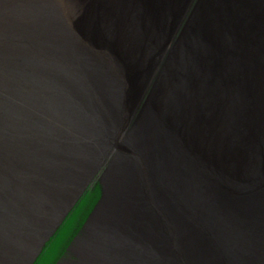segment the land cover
Masks as SVG:
<instances>
[{
  "label": "bare ground",
  "instance_id": "obj_1",
  "mask_svg": "<svg viewBox=\"0 0 264 264\" xmlns=\"http://www.w3.org/2000/svg\"><path fill=\"white\" fill-rule=\"evenodd\" d=\"M130 1L107 0V10L105 0L100 8H82L79 0H0V264L12 262L8 243L18 237V219L31 228L67 203L77 186L73 147L84 145L101 155L96 170L89 162L82 168L88 182L106 194L123 178L128 187L121 188L144 212L132 207L117 226L120 212L108 206L113 200L120 208L121 200L99 197L84 221L102 205L93 229L72 240L77 263L264 264V147L253 144L255 119L246 113L248 122L235 120L245 107L227 103L237 71L248 73L234 54L246 44L264 47V2L219 0L207 8L196 0L188 23L196 22L178 30L187 0ZM60 8L75 17L65 26ZM86 8L101 16L83 19ZM157 23L169 28L158 34L168 45L152 55L150 42L141 45L135 34L139 27L151 33ZM231 33L226 50L236 61L228 66L217 52ZM211 61L218 69L209 75L220 78L214 91L203 89L200 68ZM260 76L264 84V71ZM132 125L146 142H134L133 129L126 131ZM109 144L119 157L105 152ZM136 148L141 159L129 165L126 154ZM112 158L114 173L105 179ZM157 213L160 222L141 227ZM91 248L105 254L95 258Z\"/></svg>",
  "mask_w": 264,
  "mask_h": 264
},
{
  "label": "rangeland",
  "instance_id": "obj_2",
  "mask_svg": "<svg viewBox=\"0 0 264 264\" xmlns=\"http://www.w3.org/2000/svg\"><path fill=\"white\" fill-rule=\"evenodd\" d=\"M80 1L84 2V3L79 4L80 7H82V8H83V4H85V3L87 4V6H95L98 8L102 7V6H100L99 0H93V1L79 0L78 3H80ZM132 1H134V0L130 1V5H131ZM177 1L178 0H176L175 3H177ZM195 1L196 0H192L189 4V2L187 0L186 6L184 8V10L186 9L185 17H183V20L179 24L178 30L181 28V26H182V28L185 27V28L189 29L196 22V18L194 17L192 22L188 23V19H189L188 16L191 15V14H189V11H190V9H192V11H193V9H194L193 7L196 5ZM249 1L252 2L253 0H249ZM258 1L259 2H256V3L264 2V0H258ZM105 2H106L105 8H107V10H109L113 4L108 3L107 0H105ZM117 2H118V0H117ZM218 2H219V0H206L205 4H206L207 8L212 7V6L218 7V5H219ZM172 3H174V0H172ZM261 5L262 4H260V7H261ZM199 8H201V7H199ZM60 10H61L62 26L66 25V21H70L71 19L75 18L73 15L69 16L67 14V12L62 10V8H60ZM90 10L91 9L88 8L87 12L85 11L87 15L83 19H92V18H98L99 16H101V15H90V13H91ZM134 11H135V8H134ZM215 12H216V10H215ZM195 15H197V14H195ZM203 22H204L203 24H206L204 20H203ZM254 25L256 27L259 26L258 23H255ZM163 26H164L163 24L159 25V23H157L156 28L155 27L150 28L151 33H148V34L143 33L142 30L145 28L144 26H143L144 28L139 27L138 33L135 34V37H137V39L142 38L141 39L142 40L141 45H143V42H145V44H146L147 40L150 42V44H148V45L149 46L151 45L150 49H152L151 50L153 52L152 55L157 53V52H160L161 49H163L165 46L168 45L165 42H161L160 38H158V34L161 36V34L159 33L160 30L163 31L164 33H167L169 30V28L167 27V31H166ZM138 34L140 35L141 38L138 37ZM175 36H176V34H175ZM164 38H166V37H164ZM242 38L244 39V37L241 35L240 40ZM228 39L234 40V34L231 33L230 36H227L226 38L221 39V41L218 43L219 45L223 46L221 48V50H219L217 52L218 61L220 63H222V62L226 63L228 66H230V65H232L233 62L236 61V59L233 60L234 56H236V57H238L237 59L239 61V63H238L239 66H241V68L245 67L247 69L248 73L243 74V73H240V71H237V74H236L237 78L235 79L236 83L233 85V89L229 88L230 90L228 91L227 103L229 104L230 103L229 98H232L234 105L238 104L240 106L245 107L246 111L243 112L242 117L239 119H235V120L240 121L241 123L248 122L247 119H244V116L246 115V113L251 118L255 119L257 125L256 124H250L251 130L253 131V132L251 131V133L253 135V144L256 147H258V146L264 147V94L262 95V91H261L262 90L261 88H263L261 85H264V84L260 83V82H262L260 75H261L262 71H264V52H263L264 47H263V49H259V48L252 47L251 45L245 43L246 46L242 47L241 54H236V55L234 54V56H233L230 53V51L228 52V50H226V48L228 46L227 44H229V43H226L228 41ZM242 43L243 42L238 43V44H242ZM149 46L146 47L147 49L145 51H149V49H148ZM166 49L167 48L165 47L164 50H166ZM164 50L161 52L162 55L164 53ZM209 52L214 54L215 53V47L209 46ZM148 53H147V55L142 56V58L145 61H146V58L148 56ZM200 68H201V74H202V78H203V83H202L203 89L214 91V87H215L214 82H219L220 78H218L217 75L210 76L209 71L216 73V71L218 69L217 64L215 62L211 61V62L203 64V66L201 64ZM238 76L242 77V80H240V84H238ZM224 87L228 88L227 86H224ZM231 93H233V95H231ZM95 187H97V189L100 190V186L96 183V181H94L92 179L91 182L88 183V186L85 188V192H87L89 190H93V188H95ZM95 196H93L89 193L88 195L83 196V197L81 196L78 199L77 204H75V206L68 212L69 213L68 217L66 219H64L62 224L58 227V230L53 234L54 238L49 240L48 244H46L47 242L45 243L46 244L45 247H43V249L38 254V256H36L37 258L33 262V264H80V263H77L76 261H74V259L76 260V256L74 255L75 250H74V248H72V245H73L72 240L74 237H77L80 234V229L84 225V223H85L84 221L87 218L88 214H90V210L92 209L94 204L97 202L98 198L100 197V193H99L98 198L97 197L95 198ZM95 199H96V201H95ZM64 253H65V255H63Z\"/></svg>",
  "mask_w": 264,
  "mask_h": 264
},
{
  "label": "water",
  "instance_id": "obj_3",
  "mask_svg": "<svg viewBox=\"0 0 264 264\" xmlns=\"http://www.w3.org/2000/svg\"><path fill=\"white\" fill-rule=\"evenodd\" d=\"M134 128V126L132 125L131 127H129V129H127L126 131L129 132L130 130H132ZM113 131L108 132L109 133H115L114 130ZM136 130V132L140 131ZM147 134H149L148 129H143ZM133 140L135 143L138 144V142H146V138L145 139H138L137 135H135L134 129H133ZM105 139L108 141H112L114 139V135H105ZM96 141V139H94ZM132 145V144H130ZM114 147V146H113ZM110 146V144L108 146L103 147V149L105 150L106 153L110 152L113 153V155H111L112 157L114 156V153L117 157H119L120 151L117 152H113L112 148ZM74 159H75V169H76V180H77V186H75L73 188V193H70L68 195L67 199V203L64 204L63 207H61L57 212H55V214L49 215V216H44L43 218H41V220L39 221L40 225H37V223L35 224L36 226L29 228V226L25 225L26 222L24 220L18 219V226L20 227V230L16 233L18 237H16L15 239H13L11 242L8 243V246L12 249L11 252L13 251L14 257L12 259L11 264H33V262L36 260V256H38V254L41 252V250L43 249L44 245L46 242H48V240L54 236L53 234L58 230V227L62 224V222L64 221V219L68 216V212L75 206V204L78 202V199L83 195V193L85 192V188L88 186V179L90 178L88 175L90 174H85L83 173V169L85 166H87V163L89 162L90 168L93 169H97L98 166L101 164L98 161V158H101V155L99 154L98 157L94 156L93 154L95 152H97V150H92L88 147H86L84 145V147H78V146H74ZM146 148V147H145ZM88 149L91 151L90 153H88ZM114 150V149H113ZM137 150V148L135 150H131L127 152L126 154V162H130L128 163L129 165L132 164V162L137 161L138 159H141V156L139 155L140 151L135 152ZM114 158V157H113ZM113 158L110 159V163L107 166L106 169L109 170H104L102 172L103 174V178H109L110 177V171L111 173H114V170H111V165L113 163ZM97 160V161H96ZM96 161L95 163H92ZM121 161V159L119 160V162ZM114 182H116L119 186L113 185L110 188V192H107L105 194V192L101 189V194H100V198H103V196L107 195L110 200L111 197L113 196L114 198H119L121 200V207L119 208V205H115L112 204L108 206V208L113 209V211L115 212L116 210L119 211L120 213L118 214V221L119 224H117V226H124V223H126L124 220L126 219V215L127 213H130V209L133 207L134 209L138 210L140 209L142 212H144V209L142 208V205L139 204V207L137 208L135 205L136 203H133L132 200H135L133 197L131 199H128V194L126 193L125 189V185L128 187V182H124L123 183V178L120 180H114ZM101 184V183H100ZM124 185V189L121 188ZM102 187V185H100ZM113 187L116 189H114V193H113ZM131 196V195H129ZM141 195H134V197H139ZM124 199L127 200V205L124 207ZM101 200V199H99ZM99 202V201H98ZM131 203V204H130ZM102 208V205L98 204L97 207V211L95 214H93V217L90 219V221H86L84 223V225L82 226V230L80 229V232L82 233V236L86 237L87 234L89 235V231L90 229H93V224H94V217L97 214L98 210L100 211V209ZM146 212V211H145ZM29 215L30 211L28 212ZM164 215V214H163ZM155 218H151L149 219L148 216H145L142 221H141V227L143 226V224L145 223L146 220H150L151 222L157 221L160 222V217L158 215V213L156 215H154ZM157 218V219H156ZM124 222V223H122ZM97 227V226H96ZM111 227V224L110 226ZM98 229L103 228L104 230H106L108 227L103 226L101 224V226L97 227ZM95 232V231H92ZM107 232L111 233L109 242L112 240V238L114 237V232H112V230H109ZM145 234V232H143ZM85 238L82 240V244L85 245L86 243L84 242ZM91 250L93 251L92 256L97 258L102 254L103 248L101 250H95V248H91ZM107 255V253H106ZM91 256V257H92ZM110 256V255H109ZM116 256L113 252H111V256L108 257V260L111 262V260L115 259ZM11 261V260H9ZM93 261V260H92ZM92 263V262H91ZM90 263V264H91ZM95 264V263H92Z\"/></svg>",
  "mask_w": 264,
  "mask_h": 264
},
{
  "label": "trees",
  "instance_id": "obj_4",
  "mask_svg": "<svg viewBox=\"0 0 264 264\" xmlns=\"http://www.w3.org/2000/svg\"><path fill=\"white\" fill-rule=\"evenodd\" d=\"M89 193H90L91 195H93V196H95V195L97 194V195L95 196V198H96V197L98 198L99 193H100V190L97 189V187H95V188H93V190H89V191L85 192V193L82 195V197L88 195ZM95 201H96V199H95ZM76 204H77V203H76ZM67 217H68V216H67ZM67 217H66V218H67ZM66 218H65V219H66ZM52 238H54V236H52L49 240H51ZM49 240H48V242H49ZM48 242H47L46 244H48ZM46 244H45V245H46ZM45 245H44V247H45Z\"/></svg>",
  "mask_w": 264,
  "mask_h": 264
}]
</instances>
